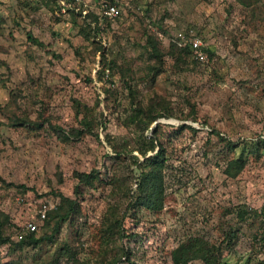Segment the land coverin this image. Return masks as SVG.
Returning <instances> with one entry per match:
<instances>
[{
	"label": "rangeland",
	"instance_id": "rangeland-1",
	"mask_svg": "<svg viewBox=\"0 0 264 264\" xmlns=\"http://www.w3.org/2000/svg\"><path fill=\"white\" fill-rule=\"evenodd\" d=\"M102 2L120 13L93 28ZM162 152L146 208L134 162ZM263 217L264 0H0V264H175L194 240L186 264H264Z\"/></svg>",
	"mask_w": 264,
	"mask_h": 264
},
{
	"label": "trees",
	"instance_id": "trees-1",
	"mask_svg": "<svg viewBox=\"0 0 264 264\" xmlns=\"http://www.w3.org/2000/svg\"><path fill=\"white\" fill-rule=\"evenodd\" d=\"M91 16H93L92 17V21L94 23L93 28H96L99 23V18L96 14L91 15ZM26 36H27L28 41L32 42L33 44L37 46H42V42L34 38L33 36H31L29 33H27ZM146 44L148 48L152 49L154 56H157L158 50H157L155 41L152 38L147 37ZM176 49H177V57H180L181 55H191L192 53L191 49L188 46L181 47V48L176 47ZM207 52L209 51L207 50ZM151 108L152 107L148 108L150 115L152 114L153 110L156 107L154 109H151ZM152 116H155V115H152ZM156 116L158 117V115ZM155 119L156 117L152 118V120H155ZM83 126L84 127L87 126V130H89L87 124L83 123ZM76 134H80V132L76 131ZM150 146L151 147L153 146V141L150 142ZM142 152L144 153V151ZM162 155H163V152L160 154H156L154 156L145 158L144 165L139 164L136 161L134 162V165L138 167V168L136 167V170L139 171L135 179V183L137 184L140 190L138 201H141V204L146 208L158 209L161 206L162 193H163L162 184H161L163 183V175H162L163 165L160 159ZM93 174L94 172H91V173H84V172L78 173L77 172L75 176L80 183L90 184L92 182ZM61 199H62L61 200L62 203L58 207H56V211L59 212L63 210V205L65 203L69 204V208L68 210L65 211V213L60 215L59 219H57L55 226H54V230H53L54 233L58 231L59 226L66 219V217L71 213L73 204H75L74 201L66 197H63L62 195H61ZM16 234L17 232L15 233V235ZM35 234L36 233L28 234L19 242L28 243V244L37 243L41 239L37 238ZM233 237H234V234H233ZM9 239H10L9 237L2 236V233L0 231V246L9 242ZM206 253H207V249L203 248L201 243L194 240L192 242H188V244L187 243L180 244V246L172 253V259L175 264H186L188 260L193 259V258L202 259L203 261H206Z\"/></svg>",
	"mask_w": 264,
	"mask_h": 264
},
{
	"label": "built area",
	"instance_id": "built-area-1",
	"mask_svg": "<svg viewBox=\"0 0 264 264\" xmlns=\"http://www.w3.org/2000/svg\"><path fill=\"white\" fill-rule=\"evenodd\" d=\"M120 11L118 7L114 4L102 2L99 6V11L97 16L99 21L102 19H114L119 15ZM177 45L180 47L188 46L193 56L199 62L208 61V55L204 45L202 46V42L198 36L193 34L192 32L189 33H182L179 32L176 35ZM48 207L47 205L43 204L40 205L38 212L36 213L35 217L26 221L24 224L20 225L17 234L15 235V240L21 241L26 235L31 233H37L40 228V225L44 222L46 218ZM264 223V217H263Z\"/></svg>",
	"mask_w": 264,
	"mask_h": 264
}]
</instances>
